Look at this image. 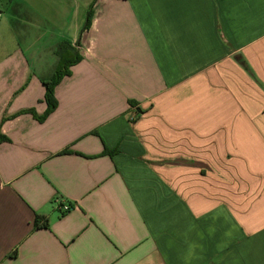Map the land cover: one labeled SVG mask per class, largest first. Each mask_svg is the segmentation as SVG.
<instances>
[{"label":"crops","instance_id":"0c3cea01","mask_svg":"<svg viewBox=\"0 0 264 264\" xmlns=\"http://www.w3.org/2000/svg\"><path fill=\"white\" fill-rule=\"evenodd\" d=\"M0 135V264H264V0H0Z\"/></svg>","mask_w":264,"mask_h":264},{"label":"trees","instance_id":"16d2710c","mask_svg":"<svg viewBox=\"0 0 264 264\" xmlns=\"http://www.w3.org/2000/svg\"><path fill=\"white\" fill-rule=\"evenodd\" d=\"M92 18V11L90 10L88 14V19L86 23V28L89 26ZM60 60L58 67L53 74V76L47 80L43 81L46 94L45 99L47 103V110L44 115L39 116L35 112H32L34 116L40 121L43 122L52 112H54L58 106V102L55 98V88L66 76L70 75V68L75 64L81 61V56L78 54V51L71 47L69 43H63L59 49ZM7 141V138L0 135V143ZM48 226V221L45 220L43 223H38L36 221L35 228H46Z\"/></svg>","mask_w":264,"mask_h":264},{"label":"built area","instance_id":"2783aa9c","mask_svg":"<svg viewBox=\"0 0 264 264\" xmlns=\"http://www.w3.org/2000/svg\"><path fill=\"white\" fill-rule=\"evenodd\" d=\"M60 208H61L63 213H68V212L72 211L75 208V206L65 204V205H62Z\"/></svg>","mask_w":264,"mask_h":264}]
</instances>
